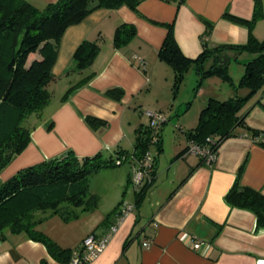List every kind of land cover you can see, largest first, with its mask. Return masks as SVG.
I'll return each mask as SVG.
<instances>
[{"label":"crops","instance_id":"0c3cea01","mask_svg":"<svg viewBox=\"0 0 264 264\" xmlns=\"http://www.w3.org/2000/svg\"><path fill=\"white\" fill-rule=\"evenodd\" d=\"M27 1L43 8L56 0ZM231 16L246 21L254 19L251 27L254 36L264 37V0H143L136 10L126 5L95 9L81 22L68 26L52 65L53 79L48 83L50 101L40 112L27 117L30 140L2 169L1 179L6 180L20 169L45 159L64 156L68 151L78 156L132 151L140 129L149 124L146 111L164 115L167 109L170 116L173 112L178 115L183 106L189 107V98L178 97L179 87L174 90L172 66L158 56L167 32L166 23L173 22L174 38L181 52L196 58L203 50V41L210 47L247 42L248 23ZM121 23L134 25L136 34L118 48L113 44V35ZM84 40L98 41V53L89 67L73 70L74 52ZM250 53L248 61L256 56ZM88 74L91 78L87 82L64 97L71 85ZM112 87L122 90L119 98L105 94ZM229 96L225 90L201 96L194 120L193 115L190 122L179 117V133L164 130L168 121L164 115L166 121L158 129L160 147L158 143H150L148 147L149 151L154 146L157 153L152 155L153 185L120 222L106 247L86 264L264 263V226L256 225L252 211L232 206L225 199L236 179L264 194V144L247 130L264 131V93L257 92L246 103L244 126L237 127L238 134L220 144L212 164L186 150L187 134L196 126L197 113L207 99ZM88 117L107 124L94 127ZM148 132L151 134L150 128ZM132 158L90 177V191L99 196L94 210L70 221L54 214L42 220L38 228L71 250L78 248L89 233L102 235L116 214L105 224L101 222L124 201L123 189L131 190L133 198L124 202L134 204L136 200L131 184L126 186L137 164ZM123 163H128V169L122 167ZM51 219V225H41ZM96 227L99 229L95 230ZM195 239L202 241L197 250L191 247ZM145 240L149 241L148 247L143 245ZM0 264L62 262L42 242L24 233L7 232L0 241Z\"/></svg>","mask_w":264,"mask_h":264},{"label":"trees","instance_id":"16d2710c","mask_svg":"<svg viewBox=\"0 0 264 264\" xmlns=\"http://www.w3.org/2000/svg\"><path fill=\"white\" fill-rule=\"evenodd\" d=\"M141 1L56 0L39 8L27 0H0V172L30 140V130L24 121L30 114L40 112L50 101L46 85L53 79L52 65L64 30L81 22L95 9L126 5L136 10ZM231 18L248 23L249 35L245 44L210 47L203 41L202 52L196 58H189L181 52L174 38L173 22H168L166 35L158 50L159 58L173 68L174 90L179 87L185 70L192 64L201 78L214 73L230 78L226 64L217 65L222 51L231 48L256 53L245 63V73L238 85L248 88V92L242 95L236 91L225 99L209 97L199 112L196 126L187 134L188 140L216 150L226 138L238 134L237 127L244 126L243 108L250 98L259 91L264 93V38L254 36L251 29L254 19L246 21L234 16ZM135 34L134 25L119 24L113 35L114 46L119 48L126 45ZM205 34H209V28ZM99 46L98 41H82L74 52L73 70L89 67ZM205 63H208V68L204 67ZM90 78L91 74H88L71 85L64 97ZM234 88L236 90L237 85ZM105 94L119 98L122 90L112 87L105 90ZM87 120L94 127L107 124L96 117H88ZM247 130L264 144V131ZM148 131L149 124L146 129H140L132 151L119 150L108 155L98 152L89 156H78L68 151L64 156L45 159L22 168L6 180L0 177V241L6 238L7 232L24 233L42 242L49 253L62 263L68 262L73 250L60 246L39 230L37 225L54 214L64 221H70L81 213L94 210L99 196L90 191V177L130 157L136 161L141 159L151 143L152 137ZM157 134L159 136V132ZM157 143L160 147V138ZM130 179L126 186H129ZM153 183L154 178L140 191H135L134 205H138ZM225 199L232 206L252 211L256 215V225L264 226V194L260 191L236 179ZM123 203L121 200L116 208L108 212L101 224L116 214L114 222L120 215Z\"/></svg>","mask_w":264,"mask_h":264},{"label":"built area","instance_id":"2783aa9c","mask_svg":"<svg viewBox=\"0 0 264 264\" xmlns=\"http://www.w3.org/2000/svg\"><path fill=\"white\" fill-rule=\"evenodd\" d=\"M146 114L150 119L149 128L152 137L151 143H157L159 140V136L157 134L158 129L160 125L166 121V118L161 113L155 111H146ZM186 150L187 152L199 155L203 159V162L209 165L212 164L217 158L216 149H212L206 145L198 144L192 140H188ZM153 178L155 179V160L147 150L141 159L137 161L136 167L133 170L130 179V184L135 191H140L146 184L150 183ZM134 208L135 205L133 203L124 202L121 206L120 215L107 227L106 232H104L102 235H97L95 233H89L86 235L83 238L81 245L73 250L70 260L62 264H86L91 259L97 257L106 247L113 234L116 232L120 222ZM201 244L202 241L195 239L193 240L191 247L197 250L201 247ZM143 245L148 247L149 241H143Z\"/></svg>","mask_w":264,"mask_h":264},{"label":"rangeland","instance_id":"374dc122","mask_svg":"<svg viewBox=\"0 0 264 264\" xmlns=\"http://www.w3.org/2000/svg\"><path fill=\"white\" fill-rule=\"evenodd\" d=\"M226 53L230 57V60L226 63V71L229 74L230 78L223 77L217 73L201 78L193 64L190 65L185 70L184 77L182 78V81L180 82V86L178 88V90H180V94L178 97L185 99L189 98L187 99L189 101V107L185 109V107L183 106L181 109L182 111H180L178 115H176L175 112H173L169 116L167 109L165 111L166 113L162 112L165 115V117L168 119V121L165 123L164 130L167 128V131L172 130V131H177L179 133L180 129L177 128V126L178 124H180L179 123L180 116L184 117L186 122H190L192 120V115H193V120H194V114H196V112L194 113V111H196V107L198 106V102L201 100V96H203L206 93L209 94L211 91L225 90V92H227V94L230 93V95L236 93V91L237 93L244 95L248 92V88L239 87L238 85L240 83L242 75L245 73L244 63L248 61V58H250L251 53L246 50L234 51L230 49L226 51ZM208 66H209L208 63H205L204 67L208 68ZM236 85L237 88L235 90L234 87ZM46 88L49 89L50 84L49 85L47 84ZM198 115L199 113H197L196 116L197 119H198ZM24 124L27 125V119L24 121ZM149 151L151 155H155V156L157 155L154 146L150 147ZM122 167L128 169V163H123ZM121 198H123L124 201L133 199L131 190L123 189ZM57 216L59 217V215ZM75 221L76 222H72V223H77L78 221H80V219ZM52 222H53L52 219L47 220L46 222L41 223V225L45 224L49 226L52 224ZM38 229L40 230V227ZM98 229L99 227L95 228V230Z\"/></svg>","mask_w":264,"mask_h":264},{"label":"water","instance_id":"95a60500","mask_svg":"<svg viewBox=\"0 0 264 264\" xmlns=\"http://www.w3.org/2000/svg\"><path fill=\"white\" fill-rule=\"evenodd\" d=\"M230 60V57L227 55L226 51H222L217 59V65L221 66L223 64H226Z\"/></svg>","mask_w":264,"mask_h":264}]
</instances>
